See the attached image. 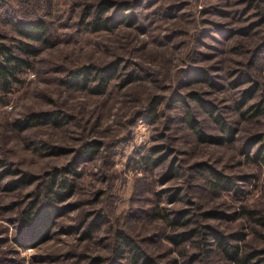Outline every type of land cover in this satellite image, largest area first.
<instances>
[{"label": "rangeland", "instance_id": "rangeland-1", "mask_svg": "<svg viewBox=\"0 0 264 264\" xmlns=\"http://www.w3.org/2000/svg\"><path fill=\"white\" fill-rule=\"evenodd\" d=\"M99 1L0 0L1 34L16 36L10 18L42 19L49 29L34 68L23 74L24 84L0 105V160L9 165L0 174L15 169L42 176L70 162L86 142L103 144L97 159L80 164L76 191L59 204L62 214L53 227L38 226L42 234L48 231L44 242L21 246L15 241L22 209L32 193L43 192V178L8 191L6 182L14 176L0 177V264H130L132 253L115 249L122 230L158 264H228L208 229L204 238L195 236L182 245L169 238L206 224L232 235L229 242L245 252L264 248V229L255 222V216L264 217V164L244 152L249 136L263 134L264 114L242 118L233 87L247 78L259 87L254 100L264 103V0H143L135 26L83 29L78 24L82 10ZM117 59L121 75L135 72L138 80L122 87L118 76L105 95L59 85L69 68ZM196 68L209 70L213 82L224 88L198 81ZM192 94L213 102L218 114L237 128L233 142L197 140L182 120L187 106L205 131L222 132ZM178 98L183 101L175 103ZM153 99L160 106L151 116L145 109ZM42 109L62 110L71 122L25 132L11 127L15 119ZM51 147L65 151L54 154ZM153 147L162 149L155 157L166 155V162L156 168L141 166L140 156L149 155ZM198 163L229 175L239 191L212 190L208 171ZM171 167L175 177L163 179ZM180 210L188 214V228L171 224ZM208 210L223 216L206 219Z\"/></svg>", "mask_w": 264, "mask_h": 264}, {"label": "trees", "instance_id": "trees-1", "mask_svg": "<svg viewBox=\"0 0 264 264\" xmlns=\"http://www.w3.org/2000/svg\"><path fill=\"white\" fill-rule=\"evenodd\" d=\"M143 3V0H100L97 3L87 4L81 12L78 24L91 32L99 31H115L121 26L136 25V10ZM12 30L16 36L9 37L0 33V105L18 86H22L25 82L23 74L32 70L35 66V60L41 53L40 44L48 42L49 29L47 22L42 19H13L10 18ZM121 59L114 60L105 65H96L93 63L82 64L69 68L64 76L59 78V85L69 90H83L92 95H105L115 78H122L121 86L126 87L138 80L139 76L134 75L135 72L127 76L121 75L120 68ZM193 75L198 81L209 83L210 86L224 88L213 82L209 77V70L196 68ZM249 84L247 87L241 86ZM233 87L237 90L238 99H236L235 107L242 118H254L264 114V103L255 101V96L259 91L257 84L250 80L241 78L233 82ZM193 100L201 107L202 111L210 115L214 122L220 128L222 135L208 133L200 126L199 119L194 116L192 110L187 106L183 114V122L191 128L196 134L197 140L202 144L225 145L233 142L237 136V128L233 127L228 121L218 114L219 108L211 101L201 99L199 94H192ZM180 97V96H179ZM182 98L175 100V103L182 102ZM160 102L156 99L149 104L148 111L152 112L151 116L157 113ZM71 117L62 110H37L30 111L22 117L11 122L13 130L25 132L33 128L43 126L62 127L69 124ZM103 144L99 141H89L80 147L75 153L73 159L62 167H55L45 171L43 175L33 174L30 172L19 173L15 169H7L1 178L14 176L8 179L5 189L8 191H16L25 186L35 184L43 178L45 189L42 193L36 195L32 193L30 201L22 209L21 213V232L15 238L16 243L25 246L32 240L38 243L48 239V231L45 235L42 230L38 229L40 224L49 225L52 228L57 216L62 213L63 207L59 206L63 202L71 198L77 188V181L80 177L78 170L80 164L97 159L101 153ZM55 149V150H53ZM50 150L54 154H63L64 149L51 147ZM149 155H141L139 163L141 166L146 165L149 168L162 166L166 162V155L155 157L162 149L153 147ZM244 152L252 155V160L264 164V132L263 134H252L246 140ZM250 158V157H249ZM7 163L0 160V169L9 168ZM200 169L208 171L209 185L212 190H235L239 191L237 183L227 174L217 169L209 167L207 164L198 163L196 165ZM209 167V168H208ZM176 175V170L171 167L169 172L163 179L172 180ZM177 200V199H176ZM175 200V201H176ZM187 213L180 210L171 219L174 227L188 228ZM206 219H220L223 215L217 211L208 210L204 214ZM255 222L264 229V217L255 216ZM204 229H208L209 236H214L215 244L219 246L225 254L228 264H264V248L255 249L245 252L241 245L229 242L232 235L223 234L206 224L203 229H192L190 232L184 230L179 233L172 234L169 238L176 245H182L184 242L195 236L204 238ZM201 230V231H200ZM28 239V241H23ZM203 242H199V245ZM115 249L121 254L127 251L132 253L130 264H158L153 257L148 255L142 245L137 242L126 231H119L116 237ZM120 256V255H119ZM118 258V257H117ZM194 260L196 255L189 257ZM99 261V259H98ZM111 261L109 264H119ZM94 264V263H92Z\"/></svg>", "mask_w": 264, "mask_h": 264}]
</instances>
